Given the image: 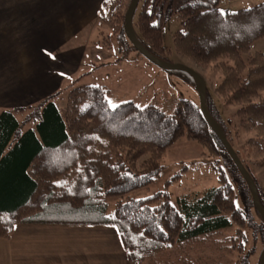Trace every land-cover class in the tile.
Listing matches in <instances>:
<instances>
[{
    "label": "trees",
    "instance_id": "16d2710c",
    "mask_svg": "<svg viewBox=\"0 0 264 264\" xmlns=\"http://www.w3.org/2000/svg\"><path fill=\"white\" fill-rule=\"evenodd\" d=\"M128 2L101 0L95 23L109 29L107 40L115 33L120 42L133 46L123 30ZM218 2L138 0L132 24L143 45L164 58L161 25L176 15L175 50L197 64L220 69L213 89L224 104L234 106L235 122L224 121L207 97V86L206 106L252 175L264 207V180L250 166L264 162V153L250 157L253 151H264V50L252 48L264 35V0L223 10L224 15ZM95 42L109 46L108 41ZM81 74L22 117L13 109H0V236L8 237L17 222L106 224L115 225L127 264H259L264 220L198 101L179 97L166 112L153 103L126 99L113 109L106 86L83 82ZM245 130L251 133L241 139ZM180 136L195 140L206 153L222 154L243 206L236 203L222 165L216 168L215 184L181 193L174 202L166 189L122 197L159 173L161 155ZM112 195L119 197L108 210Z\"/></svg>",
    "mask_w": 264,
    "mask_h": 264
},
{
    "label": "crops",
    "instance_id": "0c3cea01",
    "mask_svg": "<svg viewBox=\"0 0 264 264\" xmlns=\"http://www.w3.org/2000/svg\"><path fill=\"white\" fill-rule=\"evenodd\" d=\"M100 2L0 0V109H13L19 118L21 111L81 74L84 70L78 67L84 59L108 58L102 46L86 40L85 27L96 19ZM252 48L264 50V35L252 42ZM90 82L97 81L86 83ZM117 251L123 257L120 263ZM0 264L127 261L111 225L17 222L8 237L0 236Z\"/></svg>",
    "mask_w": 264,
    "mask_h": 264
},
{
    "label": "rangeland",
    "instance_id": "374dc122",
    "mask_svg": "<svg viewBox=\"0 0 264 264\" xmlns=\"http://www.w3.org/2000/svg\"><path fill=\"white\" fill-rule=\"evenodd\" d=\"M260 0H219V8L233 10L238 7L249 6ZM93 20L85 27L86 40L91 45L96 44V40L109 42L108 47L102 46V51H106L108 58L98 61L84 59L78 70L89 69L90 73L81 77V81L103 82L107 88L106 97L108 102L116 103L121 100L131 99L137 104L153 103L166 112H170L179 97H189L195 102L198 101L196 84L193 77L179 69L173 67H161L152 60L144 56L134 46L122 43L115 33L109 35V29L103 24H96ZM179 19L176 15H170L161 25V44L164 47V58L169 61L183 62L195 68L200 74H204L210 101L219 110L225 122L232 124L235 117L232 115L233 105L224 104L219 93L213 89L212 83L221 76L220 69H213L211 66L201 65L193 62L185 55L175 50L172 42V32L179 27ZM118 34V32H116ZM75 41V38L72 40ZM102 61V62H101ZM62 95V94H61ZM64 102V94L59 105ZM33 110V106L30 108ZM30 109H24L19 113L20 117ZM30 110V111H31ZM251 133V130L241 131L240 138ZM195 140L184 136L178 137L173 143L167 146L161 155L163 167L158 174L145 185L130 189L122 197L144 196L154 190L166 189L169 191L170 200L175 201V197L184 192L200 191L203 187L216 183V168L223 166L227 178L233 185L236 203L243 206L240 192L237 191V182L232 179L227 166L223 163V156L220 152L209 154ZM264 151H253L250 155L252 159L261 157ZM252 170L258 180H264V162L250 163ZM118 195L108 198V210H111L113 202ZM253 212L252 207H250ZM123 257L117 251L116 260L120 263Z\"/></svg>",
    "mask_w": 264,
    "mask_h": 264
},
{
    "label": "water",
    "instance_id": "95a60500",
    "mask_svg": "<svg viewBox=\"0 0 264 264\" xmlns=\"http://www.w3.org/2000/svg\"><path fill=\"white\" fill-rule=\"evenodd\" d=\"M138 3V0H129L127 7L124 11V20H123V30L124 34L127 37V39L130 41V43L139 50L144 56L152 60L154 63L161 67H173V68H179L187 73H189L196 84V90L198 94V106L206 119L207 123L210 125L211 129L214 131L217 138L220 140L222 145L224 146L227 153L230 155L231 159L233 160L234 164L236 165L237 169L241 173L242 177L245 179L253 205L255 209L258 211L262 219L264 220V207L261 204V202L258 199L255 183L253 180L252 175L247 170V168L242 163L241 159L237 155L236 151L234 150L233 146L225 136L223 129L219 122L214 118V116L209 112L206 102H205V80L203 76L192 66L189 64L183 63V62H174L169 61L165 58H161L151 51H149L143 43L139 40L137 37L133 24H132V15L135 11L136 5ZM259 264H264V246L261 248L259 253Z\"/></svg>",
    "mask_w": 264,
    "mask_h": 264
},
{
    "label": "snow or ice",
    "instance_id": "6c2138e0",
    "mask_svg": "<svg viewBox=\"0 0 264 264\" xmlns=\"http://www.w3.org/2000/svg\"><path fill=\"white\" fill-rule=\"evenodd\" d=\"M194 2H195V0H194ZM220 14H221V15H224L223 10H220ZM53 58H54V57H53ZM109 105H110V107L113 108V109H115V108L118 107V105L115 104V103H113L112 101H109ZM0 218H2V216H0ZM113 227H115V225H113ZM141 235H143V234L141 233Z\"/></svg>",
    "mask_w": 264,
    "mask_h": 264
}]
</instances>
